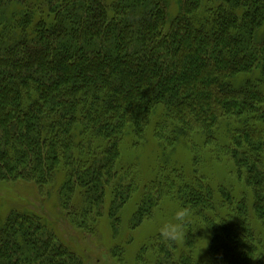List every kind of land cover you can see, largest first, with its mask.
I'll use <instances>...</instances> for the list:
<instances>
[{
	"label": "trees",
	"instance_id": "1",
	"mask_svg": "<svg viewBox=\"0 0 264 264\" xmlns=\"http://www.w3.org/2000/svg\"><path fill=\"white\" fill-rule=\"evenodd\" d=\"M181 4L169 19L168 0H0V185L46 193L62 177V216L84 233L108 194L114 228L133 194L135 229L168 199L180 229L206 223L214 264H259L246 191H215L201 166L207 150L233 161L264 225V0ZM151 128L142 182L120 144ZM41 213L0 218V264H85ZM175 249L171 264H198Z\"/></svg>",
	"mask_w": 264,
	"mask_h": 264
},
{
	"label": "rangeland",
	"instance_id": "2",
	"mask_svg": "<svg viewBox=\"0 0 264 264\" xmlns=\"http://www.w3.org/2000/svg\"><path fill=\"white\" fill-rule=\"evenodd\" d=\"M182 1L168 0L169 19L181 10ZM139 140L130 135L127 136L120 144V151L124 163L135 164L140 179L145 182L148 180L150 165H152L155 152L159 147L158 142L152 135V128L151 130L148 129L146 136L144 135ZM134 143H137V145ZM186 149H188L186 146L177 147V151H181L182 157H185ZM201 149L203 148L201 147ZM205 155L210 161L201 166V173L209 178L215 187V191H217L219 184L228 188L232 185L236 191H246L248 198L246 206L251 215L252 226L261 236L260 242L264 248V225L254 215L252 209L253 199L251 198V190L247 187V182L245 179L238 181L235 173L232 172L235 170L233 161L224 158L225 163H217L215 157H212L208 150ZM61 182L62 177H57L54 184L46 189L47 195L33 186L20 185L19 182L14 185H0V218H4L11 210L15 209L28 208L39 215L43 210L46 214L45 219L55 229L58 237L68 246L69 250L75 251L85 264H171L170 255H172V252L170 250H172V244H176L177 249L175 250L177 252L181 248L182 251L180 252L184 257L192 255L194 262H198V264H214L215 259H213L210 249L211 236L205 227L206 223L202 220L204 224L202 226V222H198V218L192 216V225L180 229L178 215L181 213V205L179 206L168 199L165 200L150 218H145L135 229L134 226L137 224L134 223L133 217L140 202V196H135L138 193L133 194L116 215L118 220L114 228L113 220L109 218L111 194H108L107 204H104L103 209L105 212L103 216H105L98 218L92 232L84 233L72 226L69 219L66 220L62 216L58 199ZM239 182L241 188L237 186ZM226 212L227 209L225 208L222 213ZM114 230L119 233L116 234ZM179 231H183L185 234H181ZM160 232L173 233V236H168V239H170L168 241L174 243L168 246V241L160 236ZM186 232L192 234L185 237ZM191 249H193L192 252ZM260 250L262 256L259 264H264V249ZM163 251L164 255L162 254ZM174 259L175 264H178L179 255H174ZM223 264H225V261Z\"/></svg>",
	"mask_w": 264,
	"mask_h": 264
}]
</instances>
